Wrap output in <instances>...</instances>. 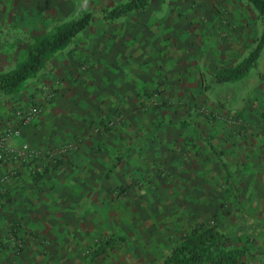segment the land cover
<instances>
[{
	"label": "rangeland",
	"instance_id": "obj_1",
	"mask_svg": "<svg viewBox=\"0 0 264 264\" xmlns=\"http://www.w3.org/2000/svg\"><path fill=\"white\" fill-rule=\"evenodd\" d=\"M126 1L0 0V71L22 62L38 36L86 12L98 17L47 59L19 93L0 96L1 108L14 107L12 128L17 129L35 122L61 82H78L71 108L78 107L81 115L73 125H83L81 134L57 145L24 142L41 152L28 162L47 159L52 165L27 171L29 183L11 165L27 159L7 164L0 176V264H158L202 222L236 234L229 245L249 249L244 264H264L259 245L264 237V59L260 74L251 70L211 91L201 82L246 57L262 33V21L246 0H147L126 16L102 18L104 10ZM37 77L52 82L30 91L28 83L33 86ZM32 106L38 113L21 122L17 112ZM217 127L238 128L254 142L247 146L246 139L243 148L225 155L227 146L215 140L219 156L198 140L201 132ZM87 141L84 154L89 160L93 154L97 183L106 185L93 203L90 196L84 201L81 187L76 194L74 186L62 183L44 186L41 194V173L52 180L69 173L73 167L64 158ZM20 181L15 198L10 183ZM28 201L42 204L46 219L28 220L25 213L18 218L16 206ZM65 202L77 210L61 209ZM75 212L80 218L70 216ZM241 213L255 223L254 230L242 226Z\"/></svg>",
	"mask_w": 264,
	"mask_h": 264
},
{
	"label": "crops",
	"instance_id": "obj_2",
	"mask_svg": "<svg viewBox=\"0 0 264 264\" xmlns=\"http://www.w3.org/2000/svg\"><path fill=\"white\" fill-rule=\"evenodd\" d=\"M262 58L264 59V49L261 52L259 60H258L259 73L257 74H260V71H261L260 63L262 62L261 60ZM49 82L51 83L52 80H49L48 77L47 78L37 77V80L33 82V86H31L32 82L28 83L29 90L37 91V88H38V91H40L39 89L45 87V84L47 83L49 84ZM201 82L203 83V88H204L203 77L201 78ZM79 86H80V83L78 82H75L69 85L67 83L65 84L64 81L61 82L59 84V91L57 92V96L55 97V99L50 103L44 104V112L35 120L34 123H32L31 125H25V126H21L20 128H18L19 130L18 134L14 135L11 138L10 143L13 146L18 147V145L20 146L22 143L26 142L29 145L37 146L41 148L44 146L57 145L58 143H62L63 141L65 142L68 139H71L75 135L81 134L79 130L83 129V125H73L74 123H78L79 120H81V115L79 119V108L76 107L75 110L71 108V105L74 104L73 102H75L74 100L77 97L73 91L77 90ZM38 99L43 101L42 97H38ZM219 103L220 104H218V106H221L222 109L226 108V105L224 104V102H219ZM236 108H239V107L237 106ZM11 109H14V107H10V108L7 107L6 109L5 108L0 109V133H2L5 129L12 128L13 126L12 120H11V115L13 113ZM4 111L6 112L4 113ZM7 113H9L10 115L7 116L6 118L5 115ZM219 127H217L216 129L214 128L209 129L208 131L209 133L203 131L200 133V135H198V140H201V139L205 140L210 150L219 156L221 155V151L215 148L216 146V144L214 143L215 140L220 139L222 140V145L227 146L225 155H227L234 148L236 152H237V149L243 148L244 144H246L244 142V140L246 139L248 140L247 146L251 142H254L253 141L254 137L251 136L250 134H247L246 137H244L243 135H239L238 128L225 127V129L221 130ZM256 139L259 140V137H256ZM86 144H88V141L83 144V146L80 148L78 152H76V154H73V155L71 154L72 156H68V157L66 156V158H64V160L68 164H72L73 169L72 170L71 168L67 169L69 173L65 172L64 174H59L56 177H54L53 180L52 178L46 179V175H47L46 172H45L46 174L43 172L41 173L42 174L41 179L39 180V182H37V186L42 187L43 189V190L41 189L39 190L41 194L46 193L47 191L46 188H44V186L50 187L51 184H53L54 182H56L59 185L62 183V185L71 186V187L74 186L76 189V194L79 193L80 187H81L82 193L84 194V196L88 197V198L86 197L84 201L85 200L88 201L89 196H90V200H91L90 202L93 203L94 195L97 193L98 190L101 189V187L106 188V185L101 186L100 184L98 185L97 183V179L93 171L95 168V165L93 162V154L88 155L91 158V160H89L87 158V155H85L83 151ZM11 165L19 169L20 172H22V174L26 177V179L24 180L28 183H29V178L27 176L28 175L27 171L31 170L32 168L34 169L41 168L43 170V169H49L50 166L52 167V165L49 163L47 159H40V160H36L33 162L17 161L16 163L14 162ZM7 167H8L7 164L0 162V176L4 174ZM110 168L111 169L113 168L112 164L110 165ZM10 188H11V195L13 194V197L16 198V194H18L20 191V188H22V181L18 182L17 184L15 183L12 184L11 182ZM29 191L31 190L24 189V192L27 194L29 193ZM235 198H236L235 203L239 204L238 197H235ZM40 201L41 200H39V202ZM81 202H83V196H82ZM79 204L77 206H79ZM16 207L18 208L17 209L18 211L15 213H18V218L20 215L24 213L27 215L28 220H33V221L38 218L46 219L47 217L46 215L47 210L44 208L42 204L38 203V201L37 202L28 201V202H25L24 205L23 204L17 205ZM16 207H14L13 209H16ZM61 209L67 210L68 203L65 202L64 204H62ZM239 209L241 208L239 207ZM68 210L72 212V211L77 210V207L75 206V209H73L70 206V209ZM71 215L75 216L74 218L76 219L79 217L77 212H75V214L71 213L70 216ZM1 218L2 217H0V222L2 223ZM243 222L245 223V225H242V226H245L247 228H252L253 230L255 229V223L250 221V218L246 222L244 221V218H243ZM262 240L264 241V237L259 238V245L262 247L261 248L262 256L264 257V244H261ZM158 264H167L165 258L163 259V261L159 260Z\"/></svg>",
	"mask_w": 264,
	"mask_h": 264
},
{
	"label": "trees",
	"instance_id": "obj_3",
	"mask_svg": "<svg viewBox=\"0 0 264 264\" xmlns=\"http://www.w3.org/2000/svg\"><path fill=\"white\" fill-rule=\"evenodd\" d=\"M246 1L262 21V33L255 47L235 66L226 68L211 76H203L204 89L207 91L214 90L225 83H235L247 77L251 70L259 73L258 60L264 49V0ZM146 3L147 0H127L122 5L104 10L102 18L114 20L126 16L131 12L143 9ZM97 19L98 17L95 14L86 12L77 19L58 28L56 32L43 34L33 39L22 62L10 69L0 71V96L19 93L25 82L35 77L44 67L47 59L69 44L77 34ZM241 215L245 222L248 221L244 213H241ZM233 235L236 236V234ZM233 235L220 232L216 223L202 222L193 227L189 233L175 244L166 259V263L244 264L243 259L249 249L229 245V241L234 237ZM251 240L255 242V239ZM261 244H264L263 240Z\"/></svg>",
	"mask_w": 264,
	"mask_h": 264
},
{
	"label": "built area",
	"instance_id": "obj_4",
	"mask_svg": "<svg viewBox=\"0 0 264 264\" xmlns=\"http://www.w3.org/2000/svg\"><path fill=\"white\" fill-rule=\"evenodd\" d=\"M20 121L23 123H29L32 121V119L35 117V115L38 113V107L32 106L30 109H28L25 113L17 112ZM18 128H8L5 129L2 133H0V162L8 164L10 161H14L16 159H22L25 158L27 161L31 157H36L41 154V152L33 151L26 143H22L18 147H13L10 145L11 138L18 134ZM62 149V147L60 148ZM65 147L62 149L64 150ZM61 150V151H62Z\"/></svg>",
	"mask_w": 264,
	"mask_h": 264
}]
</instances>
